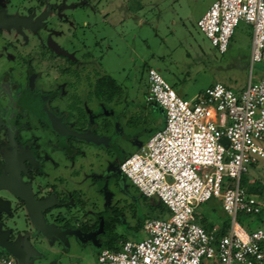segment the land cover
<instances>
[{"label": "rangeland", "instance_id": "obj_1", "mask_svg": "<svg viewBox=\"0 0 264 264\" xmlns=\"http://www.w3.org/2000/svg\"><path fill=\"white\" fill-rule=\"evenodd\" d=\"M211 1L144 0L142 11L137 13L145 19V23L141 26L129 18L119 25L117 17L121 13L118 14L116 11L114 13L115 23L113 20L110 22L103 20L106 11L113 8L116 10L115 4L122 5L121 0H59L57 8L59 13L64 9L66 14H71L67 16V21H54L50 27L45 23L49 18L48 14L39 19L42 23V30L47 31L48 39L60 49L62 56H67L70 61H72L71 58L74 59L76 69L74 78L76 77L79 81L75 93L73 94L70 87L69 93L59 101V109L61 110L67 101L70 110H72L76 103L79 104L77 99L79 96L80 100L84 101L82 106L79 105L83 108V117H79L73 111V116L66 114L65 121L72 123L70 125L75 130L81 129L91 134V130L88 128L94 129L98 120L102 128L106 129L110 125L111 132L116 133L113 139L105 136L106 143L73 137L71 142L76 150L74 164L69 168V171H66L63 170L67 169L63 168V165L68 161L61 149L51 152L50 147H47V142L52 137L51 133L62 130L63 124L56 121L50 123L54 127L48 130L46 127L41 128L37 131L39 133L38 142L41 139L42 146L46 151L44 153H50V158L46 160L50 164L47 162L45 167L43 165V174L47 175L48 173L50 177L57 173L60 175L80 169V173L74 174L70 181L71 185L76 183L81 185L78 188L84 193L83 197L86 199L87 206L85 209L90 208L88 215L91 214V211L92 213L96 212V216L98 215L96 219L100 221V224L103 223V220L108 219L110 214L115 215L120 220L115 229H118L121 234L124 233L128 239L144 237L141 231L134 232L131 227L136 220L143 217V212L138 196H136L135 187L131 186L127 178L120 173L113 172L112 167L113 164L116 167L120 159L117 152L126 156L136 151L153 131L163 126L164 112L162 108L153 101H145L143 90L147 83L146 68L156 69L173 90L189 102H192L196 95H202L204 89L213 81H219L233 91H239L245 87L249 78L252 82L264 78V61H250L251 27L248 24L242 21L237 22L224 53H218L198 29L196 20ZM20 5L26 8L32 7L27 0H10L9 6L13 11H15L13 6ZM33 8V10H37V8ZM17 12L20 11L17 10ZM18 14L20 15V13ZM21 14L24 13L21 11ZM23 33L26 36L30 34L27 31H22ZM4 34L7 37L10 35V31L4 30ZM62 74V72L59 73L63 81L67 82L72 79L66 73ZM103 74L110 75L124 90L120 100L113 103L114 98L106 109L96 106L94 99L96 97L90 94L92 86L88 83L91 82V85H94L95 78ZM85 97L88 100L94 98L85 101ZM103 110L104 113L101 117L99 114ZM129 116H131L130 120ZM96 134L99 137L98 131ZM259 144L264 148V142H259ZM52 160L58 164L51 165ZM78 163L81 164V167H78ZM113 173L116 177L113 176ZM240 177H245L248 183L256 179L264 185V159L255 162L253 168L248 166V170ZM215 202L216 200L209 199L207 202L201 203L195 213L211 217V219L213 216L223 217V210L218 208ZM101 207H104L107 212L100 213L98 210ZM55 210H57L56 206L50 208V213L53 214ZM60 212L62 214L60 216L69 220L70 224L74 226L73 220L67 216L68 212L63 213V210ZM15 220L18 225L22 222L18 219ZM86 220H89L88 225L93 221L92 217L86 218ZM9 221L11 220H8L7 224L12 227V222ZM62 221L63 219H57L52 223L56 226ZM214 222L216 224V220ZM100 230L96 233H99ZM44 236L38 235V239L41 241L38 247H42L43 253L48 255V259H51L52 249L60 248L63 242L54 235L52 237L57 238L58 242L55 245L49 244ZM104 236L105 234L96 235V241L103 243ZM74 238L72 236L68 238L69 245L66 244V248L68 252L77 253L78 258H76L75 264H93L97 253L96 245L86 241L84 246L78 249L75 246ZM10 244H7V241H0L1 248L3 246L10 250L8 253L11 258L20 260V250L24 244L19 242H16V245ZM62 249L64 248L62 247ZM66 262L63 260L60 264H66Z\"/></svg>", "mask_w": 264, "mask_h": 264}, {"label": "built area", "instance_id": "obj_2", "mask_svg": "<svg viewBox=\"0 0 264 264\" xmlns=\"http://www.w3.org/2000/svg\"><path fill=\"white\" fill-rule=\"evenodd\" d=\"M238 21L251 27L250 61H264V0H212L196 26L224 53ZM147 83L145 100L162 108L163 126L117 168L139 193L158 198L169 216L145 218L143 238L99 248L93 264H264V219L247 230L235 218L256 215L263 203L240 185V175L264 159V78H249L239 91L214 81L192 102L154 68L147 69ZM210 198L229 217L223 232L217 225L206 230L195 217ZM0 264L12 262L0 258Z\"/></svg>", "mask_w": 264, "mask_h": 264}, {"label": "flooded vegetation", "instance_id": "obj_3", "mask_svg": "<svg viewBox=\"0 0 264 264\" xmlns=\"http://www.w3.org/2000/svg\"><path fill=\"white\" fill-rule=\"evenodd\" d=\"M27 2L31 3L32 7L13 6L15 9L13 11L9 6L10 0H0V175L3 176L5 183L10 188L14 190L24 188L23 193L27 208L34 214L35 211H39V206L42 209L44 204H50L46 209L40 211V216L45 223L40 230H45L48 237L58 236L65 228L68 231H70L69 229L76 231V233L80 231L81 234L88 232H93L95 235L104 234L102 226L105 221L109 220L111 226L116 227L117 222L110 221V218L115 217V215L110 214L109 218L103 220L101 224L96 219L98 218L96 212L92 213L91 211V214L88 215L90 208L85 209L87 207L86 199L83 197L84 193L78 188L81 185L77 183V185H71L70 181L74 174L80 173V169L72 171V174L70 172L60 175L57 173L50 176L52 178L49 177L48 173L47 175L43 174L42 167L47 165L48 161L46 160L50 158V153L45 154L46 151L42 146L41 139L38 142V130L43 127H46L47 130L54 127L49 121L51 123L57 121L63 124L62 130L51 133L52 137L49 138V141L47 139V147H50L51 152L61 149L68 161L63 165V168H67L63 169L66 171H69V168L73 166L74 155L76 154L71 140L77 136L73 133L87 132L81 129L75 130L71 126L72 123L65 121L66 114L73 116L74 111L73 108L70 110L67 101L66 104H63L62 109H59V101L63 100V97L65 98L69 93L70 87L74 94L79 81L76 77L74 78V71L76 70L74 59L71 58L72 61H70L67 56H62L60 49L48 39L47 31L42 30V23L39 20L48 14L49 18L45 23L51 27L50 24L54 21H67V16L71 14H66L64 9L59 13L57 9L59 0H27ZM33 7L37 10H33ZM21 11L24 14H21ZM4 30L10 31V35L5 37ZM22 31L29 32V36L22 34ZM60 72L66 73L72 79L67 82L63 81L59 75ZM88 83L92 84L91 82ZM85 99V101L91 100L86 97ZM94 99L98 108L105 107L106 109L111 102L107 103L97 98ZM80 102L82 106L84 101ZM117 102L115 100L113 103ZM103 113L104 110L99 115L102 117ZM98 124L99 121L97 120V126L94 129L88 128L92 135L97 137L98 131L99 137L107 136L112 139L115 137V132H111L112 130L104 132L101 125ZM47 150L49 151V149ZM117 153L120 157L122 156L121 152ZM54 164L58 163H54L52 160L51 165L55 166ZM78 165L81 167V164L78 163ZM112 168L113 172L117 173L114 164ZM16 187L20 188L15 189ZM43 199L46 201L45 203L42 202ZM17 205L19 208L22 207L20 201L17 202ZM55 206L57 210L53 214L50 213V208ZM62 210L63 213L70 210L67 216L73 220L74 226L70 224L69 220L60 216ZM98 211L100 213L102 211L107 212L104 207ZM113 212L116 213L115 210ZM91 217L93 221L88 225L89 220L86 218ZM57 219H63V221L55 226L52 222ZM11 229L7 224L6 217L1 214L0 241H7L9 245H11L10 243L16 245V242L24 244L20 250V255L25 251L29 255V260L36 254L35 249L41 242L38 235H41V232L37 231L33 236L28 235L24 241L22 234L15 240L16 231ZM97 229L100 230L99 233H96ZM34 230L36 228L29 229L30 232ZM28 260H21V263L26 264ZM12 264H18V261L13 259Z\"/></svg>", "mask_w": 264, "mask_h": 264}, {"label": "trees", "instance_id": "obj_4", "mask_svg": "<svg viewBox=\"0 0 264 264\" xmlns=\"http://www.w3.org/2000/svg\"><path fill=\"white\" fill-rule=\"evenodd\" d=\"M146 71H147V69H146ZM90 86H92L90 94H92L96 98H99L101 101H106L107 103L109 101H112L114 98L116 101H119L120 98L124 94V90L121 88V85L116 83V81L110 75H107V74L97 76L94 80V85L90 84ZM144 95L145 96L147 95V90L145 91ZM77 99H78L79 104L76 103L73 106V109H74L76 115H78L79 117H83V108L81 106H79L81 103L80 97L77 96ZM130 118H131V116H129L128 119L130 120ZM108 123H111V122H108ZM108 123H107V125H108ZM101 129L104 132H110V130H111L110 125H108V128H106V129H104L102 127H101ZM123 157H124L123 155L120 157L118 164ZM118 164H117V166H118ZM117 166H116V168H117ZM117 173L119 174L118 168H117ZM113 176L116 177L115 173H113ZM130 185L133 186L131 183H130ZM240 185L242 187H244L248 193L255 194L263 200L262 201L263 202L262 207H261L259 213H257L256 215L244 214V213L236 214L235 218L238 221V223L241 224L245 229L249 230V229L255 227L260 221H262L264 219V185H262L256 179L255 180L253 179L251 182L248 183L245 177H240ZM135 190L137 192L136 196H138V199L141 203L140 205L142 208L141 211L143 212V214H142L143 217L136 220L133 223V225H131L132 231H134V232L138 231L141 227V223L143 222V220L145 218H152V217L153 218L154 217L164 218L167 215L169 216L168 208L158 198H156L154 196L146 197V196L142 195L141 193H139L136 188H135ZM210 199L216 200L215 204L218 205V208L221 209L220 202L217 199H215V198H210ZM207 201H205V202H207ZM195 217L197 218L200 225L203 226L206 230H209V229H211L212 226L217 225L218 226V232H223L227 228V226L229 225V217L227 214H225V212H223V217L222 216H219V217L213 216L212 219H211V217L201 216L200 214H196V213H195ZM215 220H216V224H214ZM108 221H105L103 223V226H102L104 233H105V236L103 237L102 246L109 248V249H117V248H119V242L124 241L128 238L124 233L121 234V233L116 232L113 229V225L111 226V224ZM110 221H112L114 223L117 222V224L120 223V220L116 217H111ZM126 227H129V226L126 225Z\"/></svg>", "mask_w": 264, "mask_h": 264}, {"label": "crops", "instance_id": "obj_5", "mask_svg": "<svg viewBox=\"0 0 264 264\" xmlns=\"http://www.w3.org/2000/svg\"><path fill=\"white\" fill-rule=\"evenodd\" d=\"M121 1H122V5H119V6L117 4L114 5L116 10H113L114 9L113 8L110 11L109 10L106 11V14L103 17V20H105L107 22H110V20H113L114 21V19L116 17V16L114 17V13L116 11V12H118V14H119V12L121 13L117 17L118 20L116 19L117 20V23L119 25H121L123 23V21H125L127 18H129L131 21H134L135 24H138L140 26L143 23H145V19H143L142 16H140V15L137 14L139 11H142L143 1L144 0H121ZM110 12H111V15H109ZM114 23H115V21H114ZM148 68H152V67H147L146 69H148ZM146 82H147V71H146ZM147 87H148V84L146 83V86H145V88L143 90L144 93L147 90ZM147 102H150V101H147ZM163 120H164V117L162 118V121ZM143 143H141V145ZM254 165H255V163H252V165L250 164L249 167L250 168H253ZM116 227H117V225H116ZM31 229L32 228H30V230ZM113 229L116 232L119 233L118 229L116 230L115 227ZM69 230L70 231H68V229L65 228L64 230L61 231L62 233L60 232V234H58V236H56L57 238H59V239L62 240L63 244H62V246H60V248H54V249H52V251L50 253L51 254V259H48L49 258L48 255L46 256V254H44L43 253V250L41 249L42 247H38L39 246L38 245L37 246V249H35V253L36 254L34 256L30 257L29 260L27 259L28 261H26L27 263L26 262L25 263L26 264H38V263L39 264H60V263L63 262V260H65V261H67L66 264L67 263L68 264H75L77 262V259L76 258H78L77 253H75L74 251H69L68 252V250L66 248V244L69 245L68 244V240H69L68 238H71V236L72 237H75L74 238L76 240L75 246L78 249L79 248L81 249V247L84 246V243H86V241L87 242H90V243L93 242L96 245L97 251H98L99 248L103 247L102 246V243H99L98 241H96L97 238H96V235L94 233L88 232V233H85V234H83V233L81 234L80 231H77V233H76V231H73V230L71 231V229H69ZM57 238L48 237L47 238L48 243L55 245V243L58 242V239ZM62 247L64 249H62ZM95 256H96V254H95ZM58 257H60V258L58 259ZM0 258L10 259L11 262L13 261V259L11 258V256H9V253L6 250H4L3 248H1V247H0ZM19 261H21V260H18V264H19Z\"/></svg>", "mask_w": 264, "mask_h": 264}, {"label": "water", "instance_id": "obj_6", "mask_svg": "<svg viewBox=\"0 0 264 264\" xmlns=\"http://www.w3.org/2000/svg\"><path fill=\"white\" fill-rule=\"evenodd\" d=\"M49 123L51 122L49 121ZM73 134L77 137L88 138L95 142L96 141H103L105 143L107 142V139L105 137H101V136L96 137L90 133H76L75 132ZM219 142L222 143L226 147L227 139L225 136L220 137ZM17 188H20V187H16L15 189ZM23 190L24 188H21L20 190L19 189L14 190L10 188L5 183L3 176L0 175V215L4 214V217H6L7 222L8 220H11L9 221V222H12L11 230L16 231L15 236L17 239L19 238L20 234H22V238L25 241L28 235L33 236L37 233V231L41 232V235L43 236L45 235V237H48V235L45 233V230L44 231L40 230V228L45 225L44 220L40 216L41 214L40 211L46 209L48 206H50V204L48 205L44 204V206H42V209H41V206H39L38 207L39 211H35V214H34L32 211H30L27 208L28 206L26 205V200L24 197ZM18 201L22 203L21 208H19L17 205ZM42 202L45 203L46 201L43 199ZM15 219L21 220L22 221L21 224L18 225ZM30 228H36V230H34L33 232H30L29 231ZM2 248L6 250L7 252L10 251L6 247L2 246ZM28 257L29 255L26 256L25 251H23L20 255V259L24 261L27 260ZM19 264H23V263L19 261Z\"/></svg>", "mask_w": 264, "mask_h": 264}]
</instances>
